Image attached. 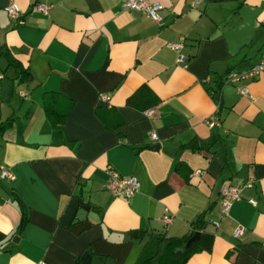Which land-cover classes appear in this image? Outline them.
Returning <instances> with one entry per match:
<instances>
[{"label": "crops", "instance_id": "obj_1", "mask_svg": "<svg viewBox=\"0 0 264 264\" xmlns=\"http://www.w3.org/2000/svg\"><path fill=\"white\" fill-rule=\"evenodd\" d=\"M123 1L0 0V264H142L197 222L211 247L184 264H264V72L222 83L264 56V0H156L160 25ZM108 168L137 192L114 195ZM224 183L242 186L227 216Z\"/></svg>", "mask_w": 264, "mask_h": 264}, {"label": "built area", "instance_id": "obj_2", "mask_svg": "<svg viewBox=\"0 0 264 264\" xmlns=\"http://www.w3.org/2000/svg\"><path fill=\"white\" fill-rule=\"evenodd\" d=\"M201 0H194V4L199 3ZM123 8L139 11L144 13L148 18L154 21L157 25L162 23V9L163 5L156 0H124L122 3ZM50 8V5L45 2H35L32 5V11H38L42 13H46ZM7 14L15 21H20L21 19V10L19 6L11 2L6 6ZM167 46L176 50L177 52V61L182 63L186 60V56L182 53L183 48V37L180 38L179 41L167 43ZM264 72V56L254 65H252L248 69L239 70V71H229L225 77L222 79V83H236L245 79L253 78L256 75ZM240 92L246 94V90L244 88L240 89ZM25 95L24 92H21ZM102 100H107V95L101 96ZM146 115L152 116L154 114L153 109H148L145 112ZM208 124L210 126L219 125V120L216 116H211L208 119ZM151 138H156V133L152 132ZM199 171L195 170L194 174H198ZM109 179L106 184V188L110 190L116 196H122L125 198H129L137 192L139 187V181L134 175H121L114 169L108 168ZM0 178L12 179L13 175L10 171H8L4 166H0ZM248 186L250 184H247ZM241 191L242 186L234 185L230 183H224L220 189L221 197L219 199V209L221 216H227L228 212L232 206V204L241 199ZM250 203L254 204L255 201L253 199L249 200ZM172 221V216L169 214H164L162 218L163 224L167 225ZM212 225L218 226L219 221L214 220L211 222ZM245 231V227L241 224L236 225L233 230V237L240 238ZM37 264H46L44 261H39Z\"/></svg>", "mask_w": 264, "mask_h": 264}, {"label": "trees", "instance_id": "obj_3", "mask_svg": "<svg viewBox=\"0 0 264 264\" xmlns=\"http://www.w3.org/2000/svg\"><path fill=\"white\" fill-rule=\"evenodd\" d=\"M163 20V19H162ZM131 96L127 101H131ZM51 104H49L48 96L45 99V110L49 115L51 122L58 124L62 122L64 115H59ZM194 148V147H193ZM195 232H199L200 237L198 242L191 249L176 253L177 249L187 241ZM212 236L204 231V224L197 222L195 229L182 235L160 237L157 240L156 251L146 259L142 264H184L187 258L195 251L206 249L209 250L212 243Z\"/></svg>", "mask_w": 264, "mask_h": 264}, {"label": "water", "instance_id": "obj_4", "mask_svg": "<svg viewBox=\"0 0 264 264\" xmlns=\"http://www.w3.org/2000/svg\"><path fill=\"white\" fill-rule=\"evenodd\" d=\"M88 210V206L87 205H81V207L78 210V217L82 218L81 216H85L86 212ZM199 237V233L196 232L194 233L187 241H185L180 247L179 249H177V253H180L182 251H186L192 248V246L196 243L197 239ZM88 259V254L85 253L83 255V260H87Z\"/></svg>", "mask_w": 264, "mask_h": 264}]
</instances>
